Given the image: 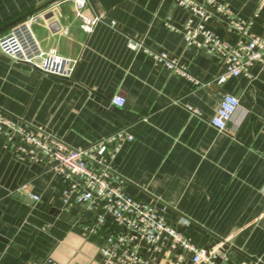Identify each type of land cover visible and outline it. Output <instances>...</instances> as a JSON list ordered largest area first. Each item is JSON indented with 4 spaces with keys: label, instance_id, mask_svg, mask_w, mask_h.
Listing matches in <instances>:
<instances>
[{
    "label": "crops",
    "instance_id": "1",
    "mask_svg": "<svg viewBox=\"0 0 264 264\" xmlns=\"http://www.w3.org/2000/svg\"><path fill=\"white\" fill-rule=\"evenodd\" d=\"M50 1L0 0V35L40 15L31 33L43 50L77 60L72 76L45 75L0 55V109L69 150L124 130L132 142L113 164V181H122L127 195L160 210L195 246H216L224 264H264V64L250 69L251 79L217 85V60L184 47L166 27L187 18L174 0H123L108 11L92 1L88 13L101 20L90 33L71 1L43 7ZM218 1L243 19L258 3ZM259 8L255 35L264 34V0ZM48 11L55 30L43 18ZM210 27L233 40L216 16ZM129 40L141 48L129 49ZM151 52L177 59L186 76ZM114 95L123 106L111 104ZM224 95L239 107L222 132L209 121ZM48 167L18 159L0 137V264H102V237L83 232L93 213L82 204L64 207L61 182ZM159 262L174 264L175 257ZM180 264H192L189 255Z\"/></svg>",
    "mask_w": 264,
    "mask_h": 264
},
{
    "label": "built area",
    "instance_id": "2",
    "mask_svg": "<svg viewBox=\"0 0 264 264\" xmlns=\"http://www.w3.org/2000/svg\"><path fill=\"white\" fill-rule=\"evenodd\" d=\"M69 1L83 31L92 32L101 19L88 13L89 0ZM257 1L250 16L243 19L233 12L229 4L218 0H174L175 6L186 13L187 18L178 27L171 24H166V27L181 36L184 47L193 46L217 60L220 66L215 78L217 85L228 78L243 76L251 79L250 69L264 64V34L251 32L263 0ZM214 16L233 36L231 42L219 38L212 31L210 21ZM40 17L28 16L1 34L0 55L11 63L26 64L33 71L45 75L70 78L77 60L64 57L53 49L43 50L30 31V24ZM127 46L137 50L141 43L129 40ZM151 55L171 73L186 76L177 59L163 52H151ZM110 102L121 107L124 98L114 95ZM238 107L236 97L224 95L209 124L225 132L226 124L232 120ZM0 137L18 159L49 165V172L58 176L61 182L60 196L65 208L82 204L85 211L93 213L92 221L83 232L86 236L102 237L103 242L98 249L102 264H160L161 257L171 254L175 257L174 264L183 262L186 254L192 264H224L216 246H195L188 234L168 221L160 210L127 195L122 181H113V164L124 146L132 142V137L124 130L86 148L69 150L0 109ZM27 187L22 186L21 191ZM31 197L34 201L39 200L38 195Z\"/></svg>",
    "mask_w": 264,
    "mask_h": 264
},
{
    "label": "water",
    "instance_id": "3",
    "mask_svg": "<svg viewBox=\"0 0 264 264\" xmlns=\"http://www.w3.org/2000/svg\"><path fill=\"white\" fill-rule=\"evenodd\" d=\"M58 0H52V1H50L49 3H47L45 6H43V7H46V6H48V5H50V4H52V3H55V2H57ZM92 1H98L99 3H100V5H101V7H102V9L104 10V11H108L111 7H113L114 5H116V4H118V3H120V2H122L123 0H89V3L90 2H92ZM42 7V8H43ZM41 8V9H42ZM43 18H44V20H46L47 22H48V24H52L51 25V30H55L56 29V26H54V19H53V14H52V12L51 11H48V12H46L45 14H43ZM163 206H165L164 204H162ZM166 207H168V206H166ZM170 209V208H169ZM193 223V222H192ZM194 224V223H193ZM196 225V224H195ZM197 227H199L198 225H196ZM216 262L217 263H219L220 262V259L219 258H217L216 259Z\"/></svg>",
    "mask_w": 264,
    "mask_h": 264
}]
</instances>
